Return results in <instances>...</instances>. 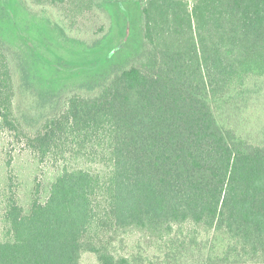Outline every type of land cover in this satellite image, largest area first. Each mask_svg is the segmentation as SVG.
Segmentation results:
<instances>
[{
	"label": "trees",
	"instance_id": "obj_1",
	"mask_svg": "<svg viewBox=\"0 0 264 264\" xmlns=\"http://www.w3.org/2000/svg\"><path fill=\"white\" fill-rule=\"evenodd\" d=\"M135 1L142 51L74 86L32 133L13 112L0 51L3 124L37 161L61 166L27 213L4 195L0 264H264V146L218 120L264 78V0ZM119 3L24 0L58 42L88 49L111 25L90 44L68 28L95 9L111 21L114 4L125 33L131 12Z\"/></svg>",
	"mask_w": 264,
	"mask_h": 264
},
{
	"label": "rangeland",
	"instance_id": "obj_2",
	"mask_svg": "<svg viewBox=\"0 0 264 264\" xmlns=\"http://www.w3.org/2000/svg\"><path fill=\"white\" fill-rule=\"evenodd\" d=\"M112 1L114 4L120 2L121 7L131 12L132 21L127 23L125 33L119 30L121 17L114 11V4L110 7L112 22L104 10L95 9L79 16L68 28L69 38L90 44L101 40L111 25L108 37L99 48L88 49L77 43L58 42L56 31L46 21L47 15L28 11L24 0H0V51L10 63L13 112L24 133H32L43 119L52 115L75 90L74 86L98 83L129 54L142 51L137 2ZM57 15H51V20L54 17L61 20ZM130 27L134 30L132 35ZM19 65L26 76L24 86H21ZM246 86L247 90L236 103L219 113L218 120L264 146V78L252 79ZM3 123L0 112V214L4 195L10 188L27 213L35 196L41 202L46 200L51 184L60 175L61 166L49 160L37 161L26 149L21 132L10 130ZM2 230L0 223V239ZM82 264H95L94 258L84 255Z\"/></svg>",
	"mask_w": 264,
	"mask_h": 264
}]
</instances>
